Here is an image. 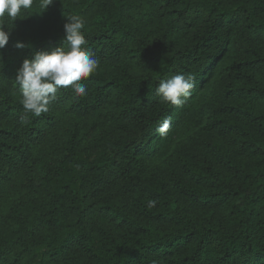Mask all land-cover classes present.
I'll return each instance as SVG.
<instances>
[{"label":"trees","instance_id":"trees-1","mask_svg":"<svg viewBox=\"0 0 264 264\" xmlns=\"http://www.w3.org/2000/svg\"><path fill=\"white\" fill-rule=\"evenodd\" d=\"M63 14L99 68L35 116L16 71L63 46ZM6 23L0 264H264V0H36ZM180 73L177 107L156 89Z\"/></svg>","mask_w":264,"mask_h":264},{"label":"clouds","instance_id":"clouds-1","mask_svg":"<svg viewBox=\"0 0 264 264\" xmlns=\"http://www.w3.org/2000/svg\"><path fill=\"white\" fill-rule=\"evenodd\" d=\"M34 2L36 0H0V50L8 45L13 31V27H9L6 21H16L25 10L33 7ZM53 2L38 0V6L46 12ZM63 15L66 20L63 46L51 51L33 52L31 58L25 59L16 71L15 84L19 86L20 103L25 112L35 116L47 113L62 89H70L77 97L85 96L88 91L85 81L99 68V61L94 58L82 31L85 27L83 18ZM25 47L23 42L16 44L17 49ZM194 87L195 77L190 73H180L167 80H160L156 93L162 102L179 107L191 97ZM171 122L170 116L160 122L157 131L161 136L166 135ZM156 203L149 199L147 206L153 208Z\"/></svg>","mask_w":264,"mask_h":264}]
</instances>
